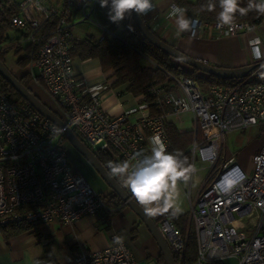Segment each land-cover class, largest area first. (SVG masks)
<instances>
[{
    "label": "built area",
    "instance_id": "obj_1",
    "mask_svg": "<svg viewBox=\"0 0 264 264\" xmlns=\"http://www.w3.org/2000/svg\"><path fill=\"white\" fill-rule=\"evenodd\" d=\"M96 3L6 0L3 5L15 10L11 24L26 29L30 77L56 100L60 118L86 145L113 149L124 161H131L137 153L149 154L153 135H160L168 148L164 127L169 115L190 112V164L199 161L209 170L196 197H188L193 259L187 255L188 229L181 232L163 215L156 220L175 264H224L230 258L236 264H264V78L250 84L245 79H237L234 85L210 84L203 90L190 76L168 74L172 88L156 84L148 92L159 112L136 115L140 108H133L111 115L97 93L89 92L84 99L86 90H77L70 54L72 12L78 10L83 22L99 24L90 18ZM50 18L55 19V27L43 39L37 30ZM191 21V34L207 26L219 35L235 36L253 27L245 20L234 22L232 29L219 27L218 21ZM256 125L260 145L247 170L237 154L221 153V141L228 133ZM57 129L25 100L11 99L0 90V226L50 221L72 224L106 208L99 192L72 168L62 130ZM114 237L104 248L78 252L71 264H137L128 245L124 241L117 245Z\"/></svg>",
    "mask_w": 264,
    "mask_h": 264
},
{
    "label": "crops",
    "instance_id": "obj_2",
    "mask_svg": "<svg viewBox=\"0 0 264 264\" xmlns=\"http://www.w3.org/2000/svg\"><path fill=\"white\" fill-rule=\"evenodd\" d=\"M155 3L156 9L144 16L146 24L157 36L192 57L202 59L212 65L237 67L256 60L250 49V41L253 38H258L261 41V49L264 50V17L251 30L235 36L219 35L207 26L201 27L195 34H191L190 30L177 34L174 19L169 17L172 1L155 0ZM98 15L99 13L96 11V17ZM185 15L191 19L186 13ZM77 16H80V13L78 10H74L70 17L72 38L75 40H81L87 36L99 39L104 31H107V34L111 36L116 33L108 31L99 20V24H96L97 31L91 27H75L77 23L82 22L81 19L74 22L78 18ZM14 46L12 51L16 63L24 51L18 54L15 48L24 45L20 42L15 43ZM143 59L150 61L146 56H143ZM72 67L78 77L77 90L80 92L86 90L83 93L84 99L89 96V92L97 93L100 96L102 107L111 115H118L133 108L136 110L140 108L136 115L143 112L151 113V110L144 106L143 98L127 91L125 84L114 85L115 77L112 75V70H102L97 58L79 59L74 57ZM27 72H29L28 67L21 68L15 75L18 77ZM29 86L51 109L59 110L56 100L49 96L39 83L30 81ZM167 121L172 122L179 131L193 129L190 112L169 115ZM258 129L259 126L256 125L249 130L226 134L221 141V153H235L238 157V153L243 149L248 156L252 157L260 145ZM63 146L71 159L72 168L78 170L96 191L106 193L110 190L78 151L67 141H63ZM238 160L241 161L240 158ZM193 166L196 172L187 181V189L184 188L185 182L183 181L178 182L177 185L179 196L176 203L180 208L177 215L185 214L187 216L186 228L191 226L188 218V197L191 199L196 197L206 178H197L195 182L194 175L198 170L206 169V166L204 167L203 164L201 168H196L195 163ZM193 181L194 188L192 187ZM119 182L124 187L120 179ZM159 216L151 217L157 220ZM112 235L123 238V241L132 250L137 264H141L144 258H150L149 260L152 259L157 264H164L161 252L145 225L123 203L114 209L106 207L98 209L94 215H83L72 224H63L57 221L37 223L7 239L0 231V264H71L72 258L78 252L107 246Z\"/></svg>",
    "mask_w": 264,
    "mask_h": 264
},
{
    "label": "trees",
    "instance_id": "obj_3",
    "mask_svg": "<svg viewBox=\"0 0 264 264\" xmlns=\"http://www.w3.org/2000/svg\"><path fill=\"white\" fill-rule=\"evenodd\" d=\"M171 1L172 3L183 7L185 9V13L191 18H198L206 23L217 21V15L220 11L218 2L214 11H208L206 8L208 0ZM246 6L247 0H242L241 7ZM96 11L99 13L97 19L100 23H102L108 31L116 33L111 36L107 34V31H104L99 39H96L93 36H87L81 40L72 39L70 47L71 56L79 59L97 58L102 70H112V75L115 77L114 85L118 86L125 84L127 91L135 96L143 98L144 106L149 108L152 114L159 111L152 103V98L148 94L149 89L152 85L156 84L172 88L173 82L168 77V74L176 77L180 75L190 76L197 81L198 85L203 90H205L210 84L234 85L236 83L237 79L221 80L211 75L203 74L156 49L140 35L132 20L128 17L120 22L119 25L111 23L107 16L108 8H101L99 0H97L96 3ZM14 14L15 10L13 7L5 5L0 6V42H5V40L8 39V37L5 36V32L8 27H14L11 24V18ZM263 17L264 15H260L255 11H250L245 16H240L237 13L234 22L245 20L253 26H256L260 23ZM54 27L55 19L50 18L45 21L37 31L43 39H46ZM14 44L15 43L10 42L9 47H15ZM15 49L18 54L24 51V54L16 60V64L21 68L28 67L30 44L27 43L25 46H16ZM5 53L6 51H2V48H0V59L3 61H5ZM143 56H146L150 60L147 64H142L140 62ZM18 77L22 84L27 86L32 91L29 86V82L33 80L30 77L29 72L23 73ZM259 78H261L260 75L256 74L250 78H246L244 83L250 84L257 81ZM0 90L5 92L11 99L24 100L1 76ZM54 111L59 117H61L59 110ZM164 130L169 140L167 150L173 153L179 152L182 158H186L188 163H190L188 147L193 139V130L179 131L177 127L169 121L165 122ZM198 135L199 133H197V138ZM63 141H65L64 136H62V142ZM94 154L106 169L109 161H124L122 157L113 149H95ZM116 179L119 181L118 178ZM99 194L106 207L110 209H114L123 203L111 189L106 193L100 192ZM163 216L168 218L178 229H180L181 232L185 233L188 229L187 255L188 260L193 259L195 253V240L192 226L186 228L187 216L185 214L172 215L170 212L163 214ZM35 224H26L22 222L11 223L0 226V230L3 237L7 239L12 235L27 230L29 226Z\"/></svg>",
    "mask_w": 264,
    "mask_h": 264
},
{
    "label": "clouds",
    "instance_id": "obj_4",
    "mask_svg": "<svg viewBox=\"0 0 264 264\" xmlns=\"http://www.w3.org/2000/svg\"><path fill=\"white\" fill-rule=\"evenodd\" d=\"M217 2L220 9L217 15L219 27L227 26L232 29L237 13L245 16L248 12L255 11L264 15V0H247L246 7H241L242 0H208L207 10L214 11ZM99 5L101 8H108L109 21L117 25L126 17L131 18L133 13L143 17L157 7L155 0H99ZM169 17L174 19L177 34L191 29L192 21L185 15L183 7L173 3ZM250 44L253 58L264 59L261 41L257 38ZM258 73L264 78V63L260 65ZM150 144L149 154L137 153L131 161H109L107 169L111 176L122 181L124 187L149 216L169 212L176 215L180 211L176 203L179 196L178 182H187L195 168L186 158H182L179 152H169L160 135H153ZM114 243L122 246L123 238L114 237Z\"/></svg>",
    "mask_w": 264,
    "mask_h": 264
},
{
    "label": "water",
    "instance_id": "obj_5",
    "mask_svg": "<svg viewBox=\"0 0 264 264\" xmlns=\"http://www.w3.org/2000/svg\"><path fill=\"white\" fill-rule=\"evenodd\" d=\"M130 19L132 20L136 29L139 31L140 35L153 47L166 53L179 62L191 67L192 69H196L203 74L211 75L221 80L250 78L253 75L259 74L258 69L260 68V65L264 63V59H261L237 67H222L212 65L202 59H198L184 53L172 44H169L162 38L158 37L146 24L144 17H138L135 13H133ZM0 76L6 82H8L11 87L38 113L62 130L63 136L70 143V145L86 159V161L103 179L106 185L114 193H116L123 204L128 206L145 225L161 252L164 264H175L173 254L161 235L157 227L156 220L144 211L143 207L135 201V199L131 196V193H129L128 190L125 189L115 177L109 174L108 170L102 165V163L94 154V151L64 124L62 119L55 113L54 110L46 105L27 86L23 85L19 77L12 73L1 59Z\"/></svg>",
    "mask_w": 264,
    "mask_h": 264
},
{
    "label": "rangeland",
    "instance_id": "obj_6",
    "mask_svg": "<svg viewBox=\"0 0 264 264\" xmlns=\"http://www.w3.org/2000/svg\"><path fill=\"white\" fill-rule=\"evenodd\" d=\"M77 17L78 18H76L74 20V22H76L77 20L79 21V19H81L80 16H77ZM90 18L95 20V21L96 20L98 21V19L96 17V14L95 15L92 14ZM75 27H82V28L83 27H91L92 29H94L96 31L98 30V26L95 23H93V22L87 23V22H83L82 21L80 23H77L75 25ZM25 33H26V29L21 28V29L18 30L15 27H8L6 29V32H5V36L8 37V39H6L5 42L4 41L0 42V48L4 49L6 51L5 56H4V59H5L4 63L6 64V66L10 67V70L14 74L17 73L18 70H21V67H19L15 63V57L13 56V51H12L13 47H9L10 46V42H13V43H20L21 42V44L25 46L27 44V41L25 40ZM140 62L142 64H147L148 60L141 58ZM10 63H12V64L10 65ZM65 141H67V140L65 139ZM229 144H230V142H229ZM234 150H238L239 151V149H237V148H234ZM238 158H240V160H241L240 163L247 170H251V168H252L251 156H248V154H246V152H244L243 149H241L240 152L238 153ZM202 166H203V164H201L199 161L195 162V167L196 168H201ZM204 167H205V165H204ZM205 168L207 169V167H205ZM206 169H204L202 171L198 170V172L194 175V178H193L195 182H196L197 178L201 177L202 179H204V177L207 176L209 169H207V171H206ZM194 181H193V185H192L193 188L195 186ZM187 187H188V182H185L184 183V188L187 189ZM147 259L144 258V260L141 262V264H157L154 260H152V259L149 260L150 258H147ZM224 264H236V261L233 258H230V259H227L224 262Z\"/></svg>",
    "mask_w": 264,
    "mask_h": 264
},
{
    "label": "flooded vegetation",
    "instance_id": "obj_7",
    "mask_svg": "<svg viewBox=\"0 0 264 264\" xmlns=\"http://www.w3.org/2000/svg\"><path fill=\"white\" fill-rule=\"evenodd\" d=\"M6 0H0V6L5 4Z\"/></svg>",
    "mask_w": 264,
    "mask_h": 264
}]
</instances>
